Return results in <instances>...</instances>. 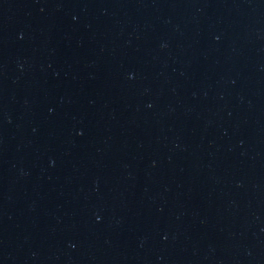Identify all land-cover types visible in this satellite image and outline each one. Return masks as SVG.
Returning <instances> with one entry per match:
<instances>
[{
    "label": "water",
    "instance_id": "1",
    "mask_svg": "<svg viewBox=\"0 0 264 264\" xmlns=\"http://www.w3.org/2000/svg\"><path fill=\"white\" fill-rule=\"evenodd\" d=\"M0 264H264V0H0Z\"/></svg>",
    "mask_w": 264,
    "mask_h": 264
}]
</instances>
